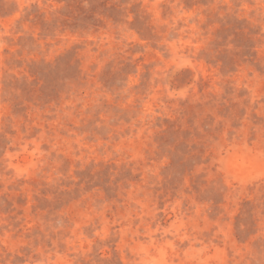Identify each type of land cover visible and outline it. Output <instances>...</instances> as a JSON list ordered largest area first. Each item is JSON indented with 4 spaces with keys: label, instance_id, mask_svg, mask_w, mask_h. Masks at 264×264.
I'll use <instances>...</instances> for the list:
<instances>
[{
    "label": "rangeland",
    "instance_id": "obj_1",
    "mask_svg": "<svg viewBox=\"0 0 264 264\" xmlns=\"http://www.w3.org/2000/svg\"><path fill=\"white\" fill-rule=\"evenodd\" d=\"M0 264H264V0H0Z\"/></svg>",
    "mask_w": 264,
    "mask_h": 264
}]
</instances>
